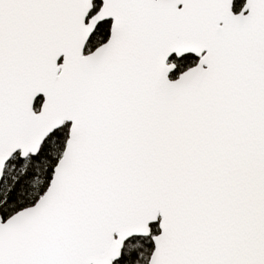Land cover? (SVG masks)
I'll return each instance as SVG.
<instances>
[{
    "label": "snow or ice",
    "instance_id": "6c2138e0",
    "mask_svg": "<svg viewBox=\"0 0 264 264\" xmlns=\"http://www.w3.org/2000/svg\"><path fill=\"white\" fill-rule=\"evenodd\" d=\"M0 264H264V0H0Z\"/></svg>",
    "mask_w": 264,
    "mask_h": 264
}]
</instances>
